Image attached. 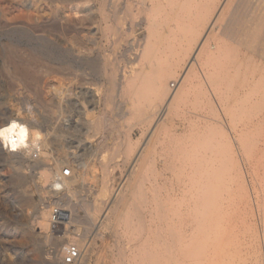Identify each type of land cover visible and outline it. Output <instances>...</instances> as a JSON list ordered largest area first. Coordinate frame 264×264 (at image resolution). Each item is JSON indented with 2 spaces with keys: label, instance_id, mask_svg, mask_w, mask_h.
Segmentation results:
<instances>
[{
  "label": "rangeland",
  "instance_id": "1",
  "mask_svg": "<svg viewBox=\"0 0 264 264\" xmlns=\"http://www.w3.org/2000/svg\"><path fill=\"white\" fill-rule=\"evenodd\" d=\"M3 1L23 9L27 22L17 20L7 24L0 19V50L5 45L28 50L35 48L40 51L36 54L39 60L35 65L45 67L49 73L45 76L36 71L33 79L15 82L0 63V113L6 108L15 114L38 118L42 137L47 133L50 138L44 149L47 156L50 154L46 160L50 165H54L56 160L61 168L71 169L73 176L69 178V185L73 199L79 202L87 199L97 207L104 205L113 212L114 222L121 220L118 231L122 238L115 231L113 222L103 226L104 238L97 239L91 246L89 264H120L122 249L131 258L136 248L145 242L146 232L141 239L134 236L138 234L137 227H146L149 223L150 164L158 161V153L169 145L171 134L175 135L173 144L183 146L178 148H184L183 153L192 162L189 167H196V161L201 155H226L224 169L227 167L228 170L215 180L221 181L225 177L221 182L228 183V189L219 197L213 196L209 200L211 205L206 207L207 223L212 222L208 224L207 240L214 247L209 252L210 257H203L201 261L206 260L204 264H264V62L254 60L244 52L236 54L231 42L228 43L230 53L227 58L214 63H205L197 58L193 74L191 73L194 91L181 104L178 114L173 113L171 116V126L168 128L170 132L161 127L156 136L148 139V131L145 129L155 110L153 104L158 101H153L147 94L148 80H137L131 91L144 89L146 95L141 98L132 97L134 100L128 103L125 97L123 102L124 107H131L139 115L133 118L118 115L119 109L114 105L118 103L119 96L108 77L113 64L110 60L105 61L104 57L109 55L106 47L101 46L103 40L95 30L96 23L89 27L90 31L76 27L75 20L68 28L61 27L52 18L50 11L54 12L64 6L66 1L64 3L62 0H51V7L50 0ZM91 1L96 3V0ZM70 2L67 3L72 5L76 0ZM222 20L223 15L212 33L215 37L218 36V25ZM246 20H240L242 26L238 33L248 34L246 39L250 44L258 42L264 48V21L260 23L257 18L254 26L250 27ZM79 39L83 40L89 64L84 73L87 77L83 84L85 93L74 95V91L69 92L71 84L68 77L74 73L69 55L76 53ZM139 49H133L129 58L134 59L140 53ZM44 54L51 59L45 60ZM233 56L238 59L241 69L235 86L219 88L212 84L207 78L211 66L220 62L225 67H233L229 59ZM135 63L127 64L120 60L116 65L128 71L131 67L140 66L139 60ZM250 69L252 72L248 71ZM170 79L168 84L170 83V90H173L177 87V82ZM200 84L208 102L196 99ZM111 94L117 98L114 102L112 98L109 100ZM42 98L47 99L51 105L47 115L37 106V102H41L45 107ZM105 111L116 118L114 124L109 125L101 119ZM261 113L263 114L260 115ZM2 117L4 115L0 114V118ZM143 131L146 135L142 134ZM144 138L154 145V152L146 157L147 165L139 178V186L133 190L132 179H126L123 175L132 167L136 171L139 169V155L147 147L143 145ZM127 145L133 150L129 156L124 154ZM197 156L195 160L194 157ZM82 162L87 166L80 165ZM7 165L0 158V264H46L47 255L53 249V244L50 243L52 241L44 243L40 248L31 239L24 238L23 234H33L30 227L35 223L38 213L60 205L64 198L60 203L54 201L50 192L38 187V175H30L28 169L24 170V182H20L17 179L19 176ZM138 192L140 195L136 194ZM133 200L137 204H133ZM78 213L85 216L86 209L82 207ZM78 225L82 233L84 225ZM64 229L62 226L58 231H52L50 227V233L61 240L66 238ZM66 240L63 241L64 246L67 245ZM129 262L127 260V264Z\"/></svg>",
  "mask_w": 264,
  "mask_h": 264
},
{
  "label": "bare ground",
  "instance_id": "2",
  "mask_svg": "<svg viewBox=\"0 0 264 264\" xmlns=\"http://www.w3.org/2000/svg\"><path fill=\"white\" fill-rule=\"evenodd\" d=\"M62 1L64 3L66 1L64 6L54 12L50 11L52 18L57 20L61 27L68 28L75 20L76 27L80 26L79 28L82 30L85 28V30L90 31L89 27L96 23L95 30L103 40L101 46L106 47L105 50L109 55L104 57L105 61L110 60V63L113 64L108 77L113 89L119 96L118 103L114 106L119 109L118 115L120 117L132 116L133 118L139 115V112L132 110L131 107H124L123 100L127 97L126 102L128 103L133 99L132 97L141 98L145 96L144 89L131 90L134 89L137 80H148L149 90L147 94L153 101H158L153 104L155 110L145 129L148 134L146 135L145 131L142 132V134L149 136L148 139L156 136L161 127L168 131L171 126V116L173 113L178 114L181 104L194 91L191 75L197 58L205 63L208 61L214 63L227 58L230 53L228 43L231 42L233 48L236 49V54L244 52L251 55L254 60L264 62V48L259 46L258 42L255 45L250 44L249 40L246 39L248 34L238 33L242 26L241 19L246 18L250 27L254 26L257 18L260 19V23L264 21V0H96V3H92L91 0H76L72 5H69L70 0ZM68 1L69 3H67ZM49 5L52 6L51 0ZM222 15L223 20L219 23L217 30L218 36L215 37L212 33ZM25 17L27 15L25 16L23 9L8 5L0 0V19L4 20L5 23L25 20ZM48 20L51 21V19ZM79 40L76 43V53L72 52L69 55L71 56L69 61L74 68V73L68 77L71 84L69 92L74 91V95L85 93L83 84L87 77L84 73L85 67L89 64L88 56L85 54L86 49L82 43L83 40ZM137 48H140V53L134 59L129 58V53ZM119 52H121L120 55H118ZM39 53L40 51L35 48L28 50L5 45L0 50L2 69L15 82L33 79L36 71L46 76L49 70L41 65H35L39 60L36 54ZM43 58L45 60L51 59L45 54ZM229 59L232 61L233 67H225L218 62L212 65L211 70L207 73V78L219 88L220 86L233 87L239 78L241 71H239L238 59L234 56ZM120 60L133 65L136 64L135 61L139 60L140 66L129 67L128 71L127 69L123 70V67L121 69L116 65ZM170 78L177 82V87L172 88L173 90H170V83L168 84ZM243 83L246 85V82ZM201 85L198 93L196 92V99L200 102L202 99L208 102L204 97L205 90L202 89ZM130 92L133 94L130 95ZM109 94L110 92L108 96ZM110 98L114 102L116 97L114 98L111 94L109 100H111ZM42 101L46 108L41 102H37V106H39L40 111L47 115L51 105L47 99L42 98ZM3 110L4 112L0 113L4 115L0 118L1 161L8 164L7 166L12 169V172L19 176L17 179L20 182H24V170L28 169L30 175H38V187L50 192L54 201L60 203V200L64 198V201H61L59 205L61 206L59 217L61 222H65L64 233H67L64 239H67V245L74 244L80 251L79 260L74 264H89L91 246L97 239L104 238L102 227L113 222L115 231L121 237V233L118 231L121 220L114 222L113 212L105 208L104 205L97 207L87 199L80 202L73 199L69 185V178L73 176L71 169L70 176H62L63 168L60 167L59 162L55 160V164L50 165L46 160L50 154L47 156L44 149L49 144L50 138L46 135L47 133L42 137L38 118L33 115L15 114L6 108ZM101 119L112 125L116 118L109 111H105L102 113ZM13 123L17 125V128L24 127L26 130V139L23 145L17 143L13 146L10 143L6 130ZM170 136L169 145L167 144L163 151L158 153V161L150 164L152 167L150 169L149 223L146 227H137L138 234L134 236L136 239H141L146 232L145 242L136 248V252L131 258L122 249L120 251V264H127V260L131 262L129 264H204L206 260L204 259L205 262H203L201 259L206 258L214 247L209 243V239L207 240L208 224L212 222L207 223L205 210L208 209H206L207 206L211 205L209 200L213 196L219 197L228 189V183H222L225 177H221V179L223 178L222 182L215 180L227 169L226 166L224 169L226 155H219V147L216 151L218 155L194 157L195 160L198 158L196 161L198 164L196 167H189L188 165L192 162L183 153L184 148L180 150L183 146H175L173 144L175 135L171 134ZM148 139L144 138L143 145L147 147L140 153L139 158L137 157L140 159L139 169L136 171L132 167L123 175L126 179H132L133 190L139 186V178L147 165L146 157L148 158V155L154 152V145ZM132 151L127 145L124 154L129 156ZM33 152H36L35 156L32 155ZM80 165H85V163L82 162ZM131 166L132 164H130ZM56 185H60V187L57 188ZM136 194L140 195L139 192ZM143 202L145 203V200ZM133 204H137L135 200H133ZM82 207L86 209L85 216L78 213ZM96 212L99 214L97 215ZM51 219L52 209L40 211L35 217V223L30 227L33 234L24 233L23 237L31 239L40 248L44 246V243L52 241L50 243L53 244V249L47 255L45 263L65 264L62 262V253H64L67 245H63V238L58 240L57 237L51 235ZM78 224L84 225L82 233L79 231Z\"/></svg>",
  "mask_w": 264,
  "mask_h": 264
},
{
  "label": "built area",
  "instance_id": "3",
  "mask_svg": "<svg viewBox=\"0 0 264 264\" xmlns=\"http://www.w3.org/2000/svg\"><path fill=\"white\" fill-rule=\"evenodd\" d=\"M36 152H33V156H35ZM70 168L69 167H64L61 171L62 176H70ZM52 219L50 222V227L52 231H58L60 227L65 228V222H61V219L59 217V212H60V206L59 204L52 207ZM80 257V251L78 247L74 244H69L66 246L65 251L62 255V262L65 264H74L79 260Z\"/></svg>",
  "mask_w": 264,
  "mask_h": 264
},
{
  "label": "clouds",
  "instance_id": "4",
  "mask_svg": "<svg viewBox=\"0 0 264 264\" xmlns=\"http://www.w3.org/2000/svg\"><path fill=\"white\" fill-rule=\"evenodd\" d=\"M6 131L8 133L10 143H12L13 146H15L17 143H19L20 145L24 144V141L26 139V130L24 127L17 128V125L13 123L11 127ZM13 137L14 139H12ZM56 187L59 188L60 185H56Z\"/></svg>",
  "mask_w": 264,
  "mask_h": 264
}]
</instances>
